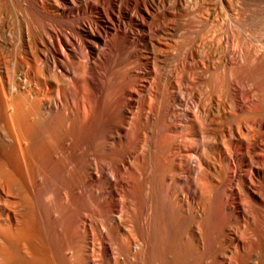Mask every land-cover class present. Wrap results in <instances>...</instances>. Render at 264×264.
Masks as SVG:
<instances>
[{"label":"bare ground","instance_id":"6f19581e","mask_svg":"<svg viewBox=\"0 0 264 264\" xmlns=\"http://www.w3.org/2000/svg\"><path fill=\"white\" fill-rule=\"evenodd\" d=\"M0 264H264V0H0Z\"/></svg>","mask_w":264,"mask_h":264}]
</instances>
